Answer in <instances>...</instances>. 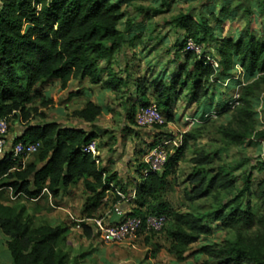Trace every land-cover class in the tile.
Returning <instances> with one entry per match:
<instances>
[{
	"label": "trees",
	"instance_id": "16d2710c",
	"mask_svg": "<svg viewBox=\"0 0 264 264\" xmlns=\"http://www.w3.org/2000/svg\"><path fill=\"white\" fill-rule=\"evenodd\" d=\"M167 1L163 0L164 5ZM202 1L206 4L212 0ZM232 1L234 10L241 11L242 18L248 21L253 13L252 0ZM125 2L128 0H0V119L9 121L13 117L18 123L25 124L23 136L14 144L40 145L34 162L23 164V158L13 160L9 155L0 161V189L9 188L14 196L23 195L27 199H37L47 189L56 200L64 190L82 182L85 194L82 214L87 219H93L110 195L115 197L113 205L121 202L115 192L108 193L110 185L128 196L117 173L102 167L101 162L97 164L93 155L85 152V148L96 141V133L87 128L62 127L56 122L30 124L32 110L28 107L38 87L50 80L59 81L63 91L71 82L85 80L115 93H121L125 88L130 93L135 87L143 108L151 105L146 92L149 86L155 97L153 104L162 116L166 115V122L171 123L173 103L184 92L188 93V102L197 107L199 114H211L216 107L222 108V112L231 109L227 101L212 92L220 87L219 84L233 83V68L238 65L246 75H258L253 83L244 86L237 101L241 105L238 121L247 126L254 119L253 100L264 83V38H258L249 26L245 27V35L237 40L224 38L216 34L212 25V21L221 23L215 12L204 10L199 20L183 14L174 20V27L179 31L175 48L179 55L182 54L185 64H179L167 81L162 78L133 80L130 70L121 68L118 60L120 56L126 57L128 48L137 47L139 38L130 35L135 29V19L122 11L121 3ZM258 7L264 15V0H259ZM126 17L125 28L121 31L119 25ZM189 41L195 47L216 44L218 68L209 64L206 53L197 56L189 50ZM176 58L178 63L180 57ZM116 60L118 71L114 69ZM191 61L192 70L188 68ZM43 105L47 103L43 102ZM102 112L99 105L88 101L72 116L91 126ZM132 113L135 116L136 108L132 107ZM218 132L226 149L241 146L249 138L248 134L232 127L221 126ZM202 133L201 128L186 133L182 147L167 158L163 172L146 173L148 165L143 166L141 182L131 201L138 210L129 215L166 219L163 229L167 226L166 233L171 241L169 253L178 262L191 257V245L212 235L214 223L237 232L255 227L264 232V181L254 186L255 170L250 167L244 172L242 190L234 195L233 171L240 165L216 167L215 163L221 160L217 152H194V168L188 177L192 188L185 196L191 205L212 198L214 203L209 210L202 212L194 208L180 213L164 202L163 193L174 164L178 163L190 142L199 139ZM256 137L264 141V130L257 132ZM47 161L48 164L39 169ZM247 196L254 197L257 204L248 200L244 206ZM80 227L87 238L94 235L88 224L82 223ZM69 229L65 224L52 226L45 222L36 225L24 205H6L0 197V230L9 238L7 246L12 264H69ZM199 253L216 264H264L262 258L243 247L238 239L204 246Z\"/></svg>",
	"mask_w": 264,
	"mask_h": 264
},
{
	"label": "rangeland",
	"instance_id": "374dc122",
	"mask_svg": "<svg viewBox=\"0 0 264 264\" xmlns=\"http://www.w3.org/2000/svg\"><path fill=\"white\" fill-rule=\"evenodd\" d=\"M205 2L202 0H168L164 5L163 0H128V2L121 3L122 11L127 17L135 19V29L131 32H139L135 35L139 37L136 41L137 47L135 49L128 48L126 57H118L121 68L130 70L135 78L140 76L147 81H156L161 78L166 80L177 70L179 64L184 65L182 54L179 55V51H176L175 48L179 31L174 27V20L183 14L199 20L204 10L207 13L215 12L221 23L218 25L212 21V25L216 34L224 38L230 37L237 40L243 37L247 26L258 38H264V15L259 11V0L251 1L253 13L250 21L242 18L241 11L234 10L235 3L232 0H212L203 4ZM224 9L225 11L222 12ZM153 10H162L163 12L157 14ZM127 17L119 25L121 31L125 28ZM128 37H130L129 34ZM215 48L216 44H209L197 47L192 51L197 56L206 53L209 64L218 68ZM176 57H180L178 63H176ZM192 62L188 65L190 70L193 68ZM117 63L116 60L114 64L116 71L119 70ZM233 69V83L219 84L220 87L215 86L217 89L212 92L231 105V109H227L225 112H222V108L216 107L211 114H199L197 107L188 102V93L184 92L173 103L170 113L173 118L171 123L166 122V115L163 114L165 120L163 125L139 128L136 125V114L142 108V104L139 103L135 87L134 90L131 89L130 93L126 88L121 93H115L106 92L100 87H93L87 93V89L83 88V81H73L69 84L68 89L63 91L59 81L50 80L38 87L33 102L28 107L32 110L30 124L56 122L62 127L87 128L88 131L96 133L101 166H106L110 172L117 173L128 196L140 184L142 167L148 165L146 160L158 141L169 142L164 147L167 150V156L171 157L182 147L183 137L186 133L201 128L203 131L201 137L196 141H191L178 163L174 164L171 174L167 178L163 199L175 212L184 213L194 208H199L204 212L213 205L212 198L203 199L195 205H191L185 200L186 194L192 188L188 183V177L194 168L192 164L194 152H217L221 160L215 163L216 167L224 164L240 165L237 170L233 171L235 177L234 195L242 190L244 172L250 167L255 170L253 185L264 181V141L258 140L256 137L257 132L264 130V83L253 100L254 119L244 126L237 118V112L241 106L237 101L241 97L244 86L253 83L258 75H246L238 65ZM151 89L148 86L146 91L150 98L149 104L155 102ZM84 92L86 93L84 94ZM90 96L93 102L103 110L99 120L91 126L72 116L75 110H80L85 106ZM43 102L47 105H43ZM127 103H129L128 106H126ZM132 107L136 108L135 116L132 113ZM129 108L131 109L129 110ZM217 112H221V114H217ZM24 126V123H18L13 117L9 119V143L10 137L20 133ZM221 126L232 127L248 134L249 138L241 146L226 149L222 144V136L218 132V128ZM35 160L36 155H32L23 158L22 162L28 164ZM0 197L4 204L24 205L36 225L45 222L52 226L65 224L71 229L78 224L76 220L87 219L83 216V209L80 207L82 200L83 206L85 203L82 182L64 190L62 196L56 200L51 198L48 192H43L40 199L23 197L14 199V194L9 188L0 189ZM114 199L115 197L110 195L109 200L104 203L103 209L98 210L93 218L106 217L107 213L108 216L114 214V208L121 205V203L113 205ZM248 200L253 205L257 204L254 197L247 196L243 201L244 206L247 205ZM128 205L131 207L125 210L127 214L138 210V206L134 203L131 202ZM166 228L158 233H141L133 239L118 244H106L98 236L93 235L91 238H87L82 230L72 232L69 229L67 238L70 237L69 233H73L71 242L67 244L69 264H216L204 254L199 253L200 249L207 245L222 244L237 239L243 247L264 260V232L256 227L237 232L214 223L212 235L203 237L199 242L191 245L189 248L191 257L185 262H178L169 253L171 241L166 233Z\"/></svg>",
	"mask_w": 264,
	"mask_h": 264
},
{
	"label": "built area",
	"instance_id": "2783aa9c",
	"mask_svg": "<svg viewBox=\"0 0 264 264\" xmlns=\"http://www.w3.org/2000/svg\"><path fill=\"white\" fill-rule=\"evenodd\" d=\"M197 47L193 42H188V49L195 50ZM217 65V64H216ZM218 66V65H217ZM165 120L156 107L151 104L146 108H141L136 114V125L139 128H150L153 126L163 125ZM9 121L7 118L0 119V161L9 155L13 160L29 157L35 155L40 148L39 144H27L17 143L12 147H9ZM169 142L160 140L154 150L149 154L146 163L148 164V172H161L167 163V150L166 146ZM85 152L92 154L96 163L99 164L98 160L99 151L97 148V142L93 141L90 145L85 148ZM24 164V163H23ZM111 190L108 192H115V194L121 198V205L114 208V213L118 216V220L104 219V218H93V219H82L78 220V228L81 229L80 224H88L95 236H98L102 242L106 244H118L125 240L133 239L138 234L145 233H158L165 227L166 219L164 217L147 216L145 218L138 216H131L124 211L121 206L127 205L129 202L135 199L133 196L124 195L115 185H110ZM43 192H48L44 189ZM49 194V192H48ZM44 195V194H43ZM51 197V195L49 194ZM25 198L23 195L14 196V199ZM42 194L38 197L40 199ZM52 198V197H51ZM27 199V198H26ZM82 230V229H81Z\"/></svg>",
	"mask_w": 264,
	"mask_h": 264
},
{
	"label": "crops",
	"instance_id": "0c3cea01",
	"mask_svg": "<svg viewBox=\"0 0 264 264\" xmlns=\"http://www.w3.org/2000/svg\"><path fill=\"white\" fill-rule=\"evenodd\" d=\"M137 33H139V32H131L130 33V35H137ZM131 74V73H130ZM133 74H131V76H132ZM136 75H138V73L136 72ZM137 78H141L140 76H137L136 78L135 77H133L132 76V79L133 80H135V79H137ZM83 88H86L87 89V93H88V91L90 92V90L91 89H93V87H100V86H96V85H92L88 80H85V81H83ZM101 88V87H100ZM86 92H84V94L86 93ZM106 92H108V91H106ZM88 101H92L93 102V100H92V98H91V96L89 97V100ZM87 101V102H88ZM86 102V103H87ZM94 103V102H93ZM96 104V103H95ZM96 105H98V104H96ZM23 136V130H21L20 131V133L18 132L15 136H11L10 137V143H9V147H12L13 145H14V143H15V140L17 139V138H19V137H22ZM99 151V150H98ZM100 155V154H99ZM100 158V157H99ZM100 162H101V160H100ZM100 165H101V163H100ZM102 167H105V168H107L106 166H102ZM82 193H83V191H82ZM63 194V193H62ZM62 194H61V196H62ZM135 194V190L132 192V194H130V196H133ZM67 198V197H66ZM108 201V198H106V199H104V203L105 202H107ZM129 203H131V202H129ZM6 205H9V204H6ZM82 209H83V200H82V203H81V206H80ZM103 207L104 206H102L100 209L102 210L103 209ZM131 207V205H123V206H121V208L125 211L126 209H129ZM99 209V210H100ZM72 219H73V217H71ZM102 218H104V219H111V220H118V216L114 213V214H112V215H109L108 216V213L106 214V217L104 216V217H102ZM79 220H82V219H79ZM78 220H76V222H77ZM70 230H72V232L73 231H76V230H79V231H81V229L80 228H78V224L76 225V227L75 228H71ZM70 234V237H68V243H70L71 242V236L73 235V233H69ZM8 240H9V238L0 230V264H12L13 263V259H12V256H11V253H10V251H9V249H8V246H7V242H8ZM70 263V262H69Z\"/></svg>",
	"mask_w": 264,
	"mask_h": 264
},
{
	"label": "water",
	"instance_id": "95a60500",
	"mask_svg": "<svg viewBox=\"0 0 264 264\" xmlns=\"http://www.w3.org/2000/svg\"><path fill=\"white\" fill-rule=\"evenodd\" d=\"M21 138V137H20ZM48 164V161L47 162H45L44 164H42V165H40L39 166V169H42L44 166H46Z\"/></svg>",
	"mask_w": 264,
	"mask_h": 264
}]
</instances>
